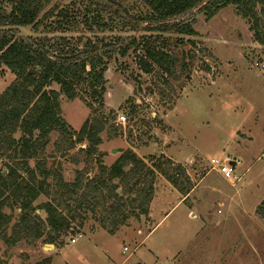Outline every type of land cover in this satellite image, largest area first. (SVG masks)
<instances>
[{
  "label": "rangeland",
  "instance_id": "374dc122",
  "mask_svg": "<svg viewBox=\"0 0 264 264\" xmlns=\"http://www.w3.org/2000/svg\"><path fill=\"white\" fill-rule=\"evenodd\" d=\"M119 1L134 11L142 8L140 0ZM72 2L46 5L43 12L53 14L39 33L78 46V39L92 38L74 21L78 7ZM188 16L193 35H134L170 54V74L157 67L144 73L137 62L140 51L131 49L125 57L107 60L101 100L84 85L75 88L73 98L60 93V115L73 134L50 133L43 151L25 159L31 168L42 164L52 172L46 181L50 195H39L28 226L19 230L11 226L19 221L17 211L4 208L12 221L0 231V264H264V218L257 211L264 198V44L253 39L234 6L210 19L197 10ZM66 20L70 26L61 28ZM18 32L34 35L30 27ZM13 80L0 66V94ZM51 88L59 90L56 84ZM121 113L128 119L124 125L117 122ZM93 119L102 120L103 127L100 143L87 154L88 142H76V133ZM21 136L19 130L13 134L16 142ZM20 144L3 147L0 171L16 166L20 178H27L20 168ZM128 149L144 167L125 183L118 177L109 181L102 167L109 168ZM212 158L228 160L237 178L213 168ZM56 171L65 182L84 176L103 184L93 194L66 193L55 186ZM183 189L189 190L186 195ZM148 192L149 204L139 207ZM82 194L87 202L72 209ZM49 201L68 218L67 228L53 231L47 224L42 206ZM76 233L83 237L70 243Z\"/></svg>",
  "mask_w": 264,
  "mask_h": 264
},
{
  "label": "trees",
  "instance_id": "16d2710c",
  "mask_svg": "<svg viewBox=\"0 0 264 264\" xmlns=\"http://www.w3.org/2000/svg\"><path fill=\"white\" fill-rule=\"evenodd\" d=\"M51 1L0 0V66H5L14 76V80L0 94V152L21 142L20 152L24 160L20 168L28 175L27 178H20L17 167L10 165L5 174L0 171V231L12 221V212L5 213L4 208L17 211L19 221L11 226L13 230H19L21 226H28L27 218L34 210L32 204L39 195H50L46 181L52 172L38 164V173H35L37 168H31L25 159L43 151L52 132L72 136L60 115V93L73 98L75 88L84 85L91 97L101 100L105 92L107 60L125 57L131 49L140 51L137 62L144 73H151L155 67L165 74L171 73L173 62L170 54L157 48L150 39H137L135 34L190 36L195 30L193 18L188 14L197 10L210 19L222 8L231 5L247 21L253 39L264 44V0H140L142 8L135 11L119 0H74L72 4L78 7L74 21L77 20L83 30L93 36L84 41L78 39L80 46L66 43L61 36L52 38L39 33V27L53 14L51 11L43 12ZM69 26L66 20L60 27ZM24 27L32 28L34 35H20L18 29ZM114 31L130 32L131 35L113 34ZM104 34L110 35L108 39ZM53 84L58 85L59 90L52 89ZM101 121L86 120L76 133V142H88L85 148L87 154H93L95 146L100 143ZM18 130L22 136L16 142L13 134ZM128 164L131 168L126 173L123 168ZM143 167L144 163L128 149L109 168L102 167V171L107 172L109 181L118 177L121 183H125L129 174L134 177L137 170ZM36 174L42 178L37 180ZM153 175L151 172L149 187ZM137 176L135 183L140 180ZM53 178L55 186L66 193L84 190V193L93 194L97 186L103 184L98 179L84 181V176L65 182L58 171ZM167 179L174 187L178 186L174 177ZM183 190L184 195L189 191ZM111 193L119 196L115 189ZM150 194L148 192L141 197L139 207L149 204ZM84 202L87 200L83 194L82 198L77 196L72 209ZM42 207L47 224L53 231L68 227V218L59 214L53 202H46ZM257 211L264 218V198ZM49 242L54 241L50 238Z\"/></svg>",
  "mask_w": 264,
  "mask_h": 264
},
{
  "label": "built area",
  "instance_id": "2783aa9c",
  "mask_svg": "<svg viewBox=\"0 0 264 264\" xmlns=\"http://www.w3.org/2000/svg\"><path fill=\"white\" fill-rule=\"evenodd\" d=\"M117 122L119 124H125L128 122V119L124 113L117 115ZM211 166L217 169L225 177L236 179V175L233 173V167L228 160L220 161L216 158L210 160ZM83 237L82 233H76L70 238V243H75L79 238ZM126 250V248H125Z\"/></svg>",
  "mask_w": 264,
  "mask_h": 264
},
{
  "label": "water",
  "instance_id": "95a60500",
  "mask_svg": "<svg viewBox=\"0 0 264 264\" xmlns=\"http://www.w3.org/2000/svg\"><path fill=\"white\" fill-rule=\"evenodd\" d=\"M50 246H51V247H53V245H52V244H47V245H46V247H50Z\"/></svg>",
  "mask_w": 264,
  "mask_h": 264
}]
</instances>
